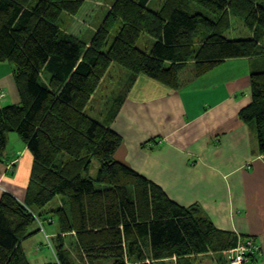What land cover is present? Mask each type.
I'll return each instance as SVG.
<instances>
[{"label": "trees", "instance_id": "obj_1", "mask_svg": "<svg viewBox=\"0 0 264 264\" xmlns=\"http://www.w3.org/2000/svg\"><path fill=\"white\" fill-rule=\"evenodd\" d=\"M85 1L0 0V61L13 65L19 93L18 102L0 107V163L9 132L32 155L24 200L9 192L0 197V264H32L22 242L41 217L56 220L59 229L51 241L55 261L43 264H82L71 258L63 233H73L83 264H148L222 252L251 238L215 227L197 207L177 204L117 161L121 137L109 124L139 75L175 90L189 65L194 79L227 59L263 56L264 6L258 0H163L153 10L150 0H114L86 44L59 25ZM232 17L248 37L225 35ZM140 38L147 45L137 46ZM111 63L128 70V82L99 120L87 106ZM249 84L250 102L239 117L254 126L264 156V69L253 70ZM93 159L99 166L89 177ZM57 196L63 200L57 208L43 209Z\"/></svg>", "mask_w": 264, "mask_h": 264}, {"label": "crops", "instance_id": "obj_2", "mask_svg": "<svg viewBox=\"0 0 264 264\" xmlns=\"http://www.w3.org/2000/svg\"><path fill=\"white\" fill-rule=\"evenodd\" d=\"M255 69H264V55L226 60L194 79L190 69L180 74L175 90L139 75L109 124L121 137L117 161L177 204L197 207L215 227L257 243V257L243 264H264V156L254 126L239 117L250 102L249 75ZM18 101L13 65L0 61V107ZM102 114L97 119L109 115ZM14 139L0 163V197L9 192L22 201L32 155ZM216 264L228 263L221 258Z\"/></svg>", "mask_w": 264, "mask_h": 264}, {"label": "rangeland", "instance_id": "obj_3", "mask_svg": "<svg viewBox=\"0 0 264 264\" xmlns=\"http://www.w3.org/2000/svg\"><path fill=\"white\" fill-rule=\"evenodd\" d=\"M113 1L114 0H86L77 15L71 16L69 14L64 13L61 16L59 25L67 32L71 33L75 37H78L79 39H82L83 42L88 44L92 39L95 31H97V28L100 26V22L104 18L105 12L111 6ZM162 1L163 0H150L149 7L153 10H156L158 9ZM258 2L259 4L264 6V0H258ZM198 10L203 13L205 12L203 9L199 7ZM231 22L232 23L230 29L225 33L227 37L246 38L250 35V31L242 26L243 24L239 18L232 17ZM112 36L113 34L110 36V38ZM139 40L140 41L137 42V46L143 47V45H147V42L142 41L141 38ZM227 60H231V59H227ZM190 69H191L190 66L187 67L185 72L190 73ZM127 75H128L127 69L121 67L117 63L110 64L109 68L107 69L104 76L101 78L91 98L89 115L98 118L97 115L102 114L104 110L107 111L108 109L109 111H111L112 104H114L113 103L114 99L118 96L122 88L125 87L128 82ZM105 114L106 113L102 114V118L105 116ZM14 137L18 139L20 145L22 143V141L15 132H9L8 142L6 147L8 151L10 149L11 144L13 143L15 144ZM11 148L15 149L16 147L12 146ZM16 161L17 160H13L12 162H10L12 168L14 167V164H16ZM98 166L99 165L96 162V160L93 159L89 171V177H95ZM29 177H30V173H29ZM61 197L62 196L55 197V199H52L43 209L57 208L60 202H63ZM51 221L48 220V218L44 219L41 217L40 221L38 220L37 222H33L31 224V228L34 231L33 234L22 242V246L24 248L26 258L32 264H43V263H50L55 261L54 260L55 253L53 248L51 247L52 245L51 241L53 236L59 234V229L56 223L57 221L54 219H52ZM63 235H65L64 246L67 248L71 258L77 263H82V264L87 263L85 257L83 259L79 257L80 254L76 251L73 245V242L76 241L73 233H68V234L63 233ZM224 253L226 254L227 251H225ZM221 258H223V252L215 253L211 251L207 254L199 255V257L188 258L186 261L192 262L191 264H216V262L221 260ZM145 262L148 264H178L177 261L172 259L171 260L166 259L160 262H154L151 261L150 259H147ZM135 263L138 262H131L130 260H127L126 264H135Z\"/></svg>", "mask_w": 264, "mask_h": 264}, {"label": "built area", "instance_id": "obj_4", "mask_svg": "<svg viewBox=\"0 0 264 264\" xmlns=\"http://www.w3.org/2000/svg\"><path fill=\"white\" fill-rule=\"evenodd\" d=\"M11 167L8 163L7 168ZM260 251L257 243L252 239L248 238L244 242L238 243V245L227 251L228 264H243L250 257L255 256Z\"/></svg>", "mask_w": 264, "mask_h": 264}, {"label": "bare ground", "instance_id": "obj_5", "mask_svg": "<svg viewBox=\"0 0 264 264\" xmlns=\"http://www.w3.org/2000/svg\"><path fill=\"white\" fill-rule=\"evenodd\" d=\"M231 249H233V248H231ZM228 250H230V249H226V250H223L222 252H223V258L226 260V262L228 263V259H227V253L225 254L224 252L225 251H228ZM209 252H211V251H207V252H203V253H195V254H189V255H187V256H184V258H178V257H176V256H174L173 258H172V260H175V261H181V263H187L188 261H186L185 259H188V258H191V257H199V255H201V254H207V253H209ZM167 260H171V259H167ZM125 263H127V261L125 262ZM190 263H192V262H190Z\"/></svg>", "mask_w": 264, "mask_h": 264}]
</instances>
